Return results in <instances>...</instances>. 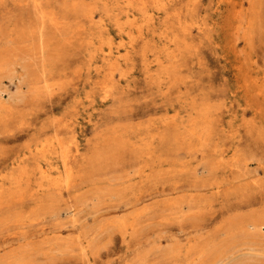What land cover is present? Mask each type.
Wrapping results in <instances>:
<instances>
[{
	"label": "bare ground",
	"instance_id": "6f19581e",
	"mask_svg": "<svg viewBox=\"0 0 264 264\" xmlns=\"http://www.w3.org/2000/svg\"><path fill=\"white\" fill-rule=\"evenodd\" d=\"M200 3L74 0L58 5L56 0H0V46L10 44L0 48V84L7 80L14 85L12 92L0 88V125L24 115L17 105L25 103V92L29 101L49 103L53 86L74 80L69 94L85 92L76 115L89 105L93 112L88 122L94 132L91 138L81 139L84 145L75 136L65 137L80 128L74 115L69 121L52 119L42 124L40 129L54 130L53 138L34 149L25 146L27 152L18 156L22 164L17 171L0 176V200L11 203L25 191L31 197L51 195L72 177L77 166L83 169L107 160L104 147L111 146L112 155L122 154L144 165L149 158L161 156L159 149H172L176 143L195 145L216 162L212 169H225L233 177L243 174L247 185L256 184V200L247 204L261 208L233 223L231 233L250 237L240 249L228 240L211 260L198 252L192 260V247H182L180 237L174 248L184 250L188 264H264V168L256 179L217 148L216 141L226 128L224 119L231 114L226 107L224 111L217 107L216 76L202 52L208 28L200 17ZM263 5L264 0H231L227 4L233 31L242 34L245 45L263 30ZM25 59L31 67L22 65ZM240 61L261 97L264 71L255 60ZM18 67L23 70L20 77L14 74ZM47 112L49 109L44 114ZM234 132L230 131L231 138ZM14 133H0V144L14 139ZM92 142L95 148L89 153ZM8 159L4 156L0 163L4 165ZM28 161L33 163L30 168L24 164ZM33 180L34 187L30 185ZM174 194L165 196V201L175 204ZM177 209L176 205L172 216L178 223L190 216ZM255 248H260L261 255L249 253ZM171 259L177 264L175 255Z\"/></svg>",
	"mask_w": 264,
	"mask_h": 264
},
{
	"label": "rangeland",
	"instance_id": "374dc122",
	"mask_svg": "<svg viewBox=\"0 0 264 264\" xmlns=\"http://www.w3.org/2000/svg\"><path fill=\"white\" fill-rule=\"evenodd\" d=\"M72 1L56 0L58 5ZM229 1L200 3V17L208 28L202 52L213 67L214 87L220 91L215 103L219 110L226 107L231 114L224 119L225 132L216 143L234 164L257 179L264 168V95H258L240 60H255L264 71V5L263 30L254 33L245 45L242 34L233 31ZM9 46L4 43L0 48ZM22 65L31 67L30 60L25 59ZM22 73L20 67L14 72L17 77ZM73 84L74 80H69L53 86L49 103L29 101L30 95L24 93L25 103L17 105L24 115L0 125V133L15 132L14 139L0 144V160L9 157L7 163H0V176L17 171L26 145L34 149L41 141L53 138L52 128L40 129L52 119L69 121L74 115L80 128L65 137L75 136L84 145L81 139L94 135L88 122L93 112L90 106L76 115L85 92L70 95ZM0 88L12 92L14 85L3 80ZM230 131H235L232 138ZM93 148L92 142L89 153ZM159 150V158L151 157L143 165L122 154L112 155L111 146L104 147L107 160L89 163L83 169L77 166L72 177L51 195L31 197L25 191L11 203L0 200V264H176L173 255L177 264H188L184 250L174 248L178 237L182 247L193 248L192 260L195 252L211 260L216 250L228 243L240 249L250 237L231 233L233 223L261 208L247 204L256 200L257 185H247L243 174L233 177L225 169H212L216 162L210 154L200 153L204 150L198 146L176 143L172 149ZM24 164L29 168L33 165L30 161ZM30 185L34 187L35 181ZM171 193H175V204L165 201ZM133 203L138 204L136 208L131 207ZM176 205L177 211L190 215L181 223L172 216ZM260 252V248L249 251L251 255Z\"/></svg>",
	"mask_w": 264,
	"mask_h": 264
}]
</instances>
